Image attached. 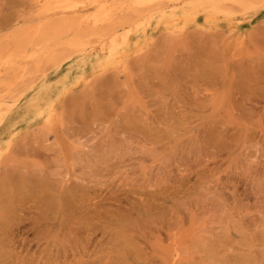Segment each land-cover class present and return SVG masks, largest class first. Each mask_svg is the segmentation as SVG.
Wrapping results in <instances>:
<instances>
[{
  "label": "rangeland",
  "instance_id": "obj_1",
  "mask_svg": "<svg viewBox=\"0 0 264 264\" xmlns=\"http://www.w3.org/2000/svg\"><path fill=\"white\" fill-rule=\"evenodd\" d=\"M48 1L0 0L1 44ZM234 28L155 19L65 84L3 73L0 100L50 74L55 102L0 156V264H264V7Z\"/></svg>",
  "mask_w": 264,
  "mask_h": 264
},
{
  "label": "bare ground",
  "instance_id": "obj_2",
  "mask_svg": "<svg viewBox=\"0 0 264 264\" xmlns=\"http://www.w3.org/2000/svg\"><path fill=\"white\" fill-rule=\"evenodd\" d=\"M41 5L36 22L14 31L6 43L0 42V78L4 72L11 74L5 86L25 75L31 62L37 64L34 72L38 71L45 59L58 76L64 74L66 60L74 62L70 70L88 63L102 70L135 37L145 34L155 19L169 32L197 24L201 17L209 26H224L233 32L234 22L264 7V0H59ZM67 77L63 75L58 82L65 84ZM8 94L0 100V156L16 134L17 122L48 120L55 102L50 74Z\"/></svg>",
  "mask_w": 264,
  "mask_h": 264
}]
</instances>
